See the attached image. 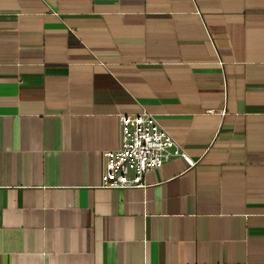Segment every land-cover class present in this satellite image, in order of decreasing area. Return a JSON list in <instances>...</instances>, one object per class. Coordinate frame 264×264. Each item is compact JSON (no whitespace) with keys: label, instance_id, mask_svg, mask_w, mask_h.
<instances>
[{"label":"crops","instance_id":"obj_1","mask_svg":"<svg viewBox=\"0 0 264 264\" xmlns=\"http://www.w3.org/2000/svg\"><path fill=\"white\" fill-rule=\"evenodd\" d=\"M142 112L191 164L103 188ZM0 264H264V0H0Z\"/></svg>","mask_w":264,"mask_h":264},{"label":"built area","instance_id":"obj_2","mask_svg":"<svg viewBox=\"0 0 264 264\" xmlns=\"http://www.w3.org/2000/svg\"><path fill=\"white\" fill-rule=\"evenodd\" d=\"M121 140L117 149L105 152V172L102 187L106 189H134L143 186L147 172L161 168L170 158L179 156L188 164L185 154L175 148L169 132L151 114L119 116Z\"/></svg>","mask_w":264,"mask_h":264}]
</instances>
